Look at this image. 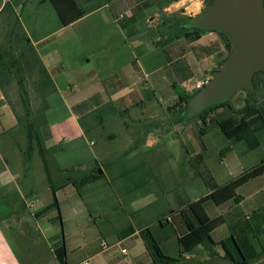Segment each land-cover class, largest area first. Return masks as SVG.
I'll use <instances>...</instances> for the list:
<instances>
[{"label": "crops", "instance_id": "1", "mask_svg": "<svg viewBox=\"0 0 264 264\" xmlns=\"http://www.w3.org/2000/svg\"><path fill=\"white\" fill-rule=\"evenodd\" d=\"M28 1L0 0V137L18 125L16 110L17 106L23 105V99L25 104L31 105V98L40 96L41 79L38 71L41 62L49 77L45 81L48 84L51 79L54 86L52 93L49 91L45 97L42 139L44 147L51 149L57 173L69 174L66 171L74 168V171H82L81 178L91 174L99 177L85 183L79 191L67 180L80 177L60 178L55 184L51 183L56 189L58 206L42 213V209L53 199L47 181L44 191L34 196L36 206L29 210L34 223L29 225L24 221L22 201L25 195L15 182L19 173L10 174L9 179L19 197V203L10 209V213L8 211L7 214L6 210L4 214L0 213V264H156L141 236L145 228L151 230L166 255L178 258V237L185 231L181 216L177 213L180 209H171L169 212L173 215L161 214L163 219L160 221L143 219L144 208L156 201L150 200V196L155 195L159 199L166 193L163 180L154 172V160H142L135 164L139 171L128 179L127 188H123V182L118 183L123 195L125 191L129 195L125 205L115 195L122 208H88L87 200L97 201L99 197L109 199L111 195L105 192L103 183L109 184L108 176L117 178L123 173L114 167L111 155L105 156V152L99 155L91 150L89 145L92 141H87L86 135L96 128L92 129V123L86 127L80 122H85L98 109H101L105 119L109 113L117 110L119 113L123 110L128 113L133 106H139L141 114L131 117V123L126 129L136 127L141 130L140 133L145 134L151 131L152 120L161 121L156 118L160 109H164L162 114L166 116L171 112L168 108L178 101L176 88L185 93H193L197 81L211 78L218 61L226 56L224 38L216 30H204L198 39L189 41L183 37L181 30L182 18L200 12L208 0H107L106 3L93 5L89 12L63 27L88 22L98 26L97 33L78 36L93 44L96 48L94 56L80 49L69 59L58 61V66L50 58V53L44 52L47 46L42 44L44 37H32L26 29L22 33L19 28L14 10L18 3L28 4ZM80 3L88 8L83 2ZM105 7L110 9L116 37L106 32V28L113 25L110 18L101 14L91 16L101 13ZM119 14L124 15L122 20L125 21V27L115 20ZM168 18L173 21L165 25ZM148 30H156L157 34L151 42L143 37L140 40L138 37L141 33ZM129 38L135 39V48L130 46ZM117 42L128 46V51L118 49L120 45ZM42 45L40 52L39 47ZM22 88L26 90L25 94ZM222 111L223 108H219L216 113ZM142 121L150 123L142 125ZM65 137L64 147L56 145L57 139ZM201 152H204L203 147ZM199 153L196 150L194 156L200 164ZM3 165L7 169L6 164ZM232 171L228 172L229 178L218 186L228 183L241 173L239 169L234 173ZM197 174H194L195 178ZM250 181L253 179L237 190L242 198L236 206L246 199L247 196L240 189ZM98 185H101L102 193L92 194L91 189ZM212 186H215L213 181ZM259 188L262 187L251 189L248 196L255 197L262 190ZM83 189H88V195L83 193ZM133 189L137 193L132 194ZM212 191L213 188L202 197ZM29 192L34 194V191ZM195 200L190 199L189 202ZM243 214L238 212L234 221L237 222ZM5 218L15 220L16 227L8 220L4 221ZM166 227L171 230L170 234L164 231ZM225 238L226 235L216 241ZM58 247L64 249L61 263L55 253ZM214 247L212 250L218 251ZM121 249H126V252L122 253ZM203 249V246H197L175 264H211L209 251ZM219 255L223 256L224 251Z\"/></svg>", "mask_w": 264, "mask_h": 264}, {"label": "rangeland", "instance_id": "2", "mask_svg": "<svg viewBox=\"0 0 264 264\" xmlns=\"http://www.w3.org/2000/svg\"><path fill=\"white\" fill-rule=\"evenodd\" d=\"M79 1L88 7L87 10H90L91 6L106 3L107 0ZM109 11L110 9L105 7L101 13H96V15L91 16L97 17L101 14L110 18L112 21V16ZM14 16L19 20L17 22L19 28L22 29V33L26 29L32 37H44L45 40L42 44L47 45L45 46L44 52L50 53V58L55 62V66H58V61H61L62 58L69 59L77 54L76 51L80 49L86 51L91 57L96 52V48L93 47L92 43L90 44L88 41H84V38L81 40L78 36L79 34L97 33L99 27H95L93 24H89V22L87 24L84 23L85 25L81 23L69 28L63 27L49 0H29L28 4L18 3L14 10ZM112 24L106 28V32L116 37L113 21ZM156 34V30H148L141 33V36L138 38L143 40L141 38L143 37L144 40H150L151 42V39ZM128 40L130 46H134L135 48V39L129 38ZM42 47L43 45L39 47L40 52L42 51ZM126 48L128 46H118V49L128 51ZM228 53L227 51L226 56ZM38 75L41 79L39 88L40 96L31 98V112L28 113V117L34 121V128L41 135L42 140L43 123L45 122V97L49 91L51 94L53 90L51 89L50 83H41L46 78L40 70L38 71ZM255 97L260 101L264 98V93L259 91ZM248 98L247 90L241 89L235 92L228 100L235 109H240ZM16 111L17 114L24 115L22 106H17ZM160 111L157 112L158 115L156 116L158 117L156 118L161 121L156 122L152 120L151 123L142 121V125L150 123V129L152 128L151 131L145 134L140 133L141 130L136 127V129L133 128L132 130L126 129L128 124L131 123L129 119L136 114H141L142 111L139 106H133L128 113L124 110L121 113L118 110L115 113H109L105 119L103 118L101 109H98L96 113H91L85 122H80L83 126L86 125V127H89L88 124L92 123V129L96 128L86 135L87 141H92L91 145H89L91 150L99 155L103 152L106 153L105 156L111 155L113 157L114 167L117 168V171L123 173L121 174L122 176H118L117 178H109L110 176H108L109 184L106 182L103 184L105 185V192H109L111 197L109 199L99 197L97 201L87 200L86 205L89 209L122 208L116 201L117 197L115 195H118L119 201L124 203V205L127 203L129 195L126 191L124 192L125 196L123 195L122 187L118 183L120 181L123 182V188H127L126 182L128 179L139 171V168H135V164L142 160H154L156 163L154 172L163 180L166 193L164 197H159V199L155 195L150 196V200L156 201L144 208L145 214L143 219L146 221H156V219H159L160 221L163 219L161 214L165 213L169 216L171 209L177 210L182 207L185 208L190 199L197 200L201 198L207 191L213 188L212 181L215 185H220L224 180L229 178L228 172L230 170L232 171L234 169L232 171L233 173L236 169H239L241 172L246 171L259 163L264 156V130H261L255 135L258 144L251 149L246 141L233 142L227 139L219 126L213 121L204 123L197 115L184 120L183 117L181 119V116H184V114H181L178 110L168 112L167 116L162 114V112H165L164 109H160ZM225 112L227 113V110ZM228 112L230 113V111ZM65 139L66 137L57 139L58 142H56V145L64 147ZM26 146V127L22 123L18 122L16 127L10 129L0 137V213L4 214L5 210L7 214L8 211L10 213V209H14L19 203V197L14 189L13 183L9 179L10 174H15L18 171L19 175L15 182L18 188L24 192L25 196L22 201L24 221L30 225L34 223V220L29 210L33 209V206H36L34 196L36 193L44 191L47 184V177L37 147H34L30 153V157H28ZM43 146H45L44 142ZM202 147L204 148V152H201ZM196 150L200 152V164L197 160L195 161L196 157L194 154ZM221 156L223 157L221 158ZM201 157H203V164H201ZM45 159L51 183L55 184L60 178L80 177L82 172L80 169H76V171L69 174H58L52 159L51 150L46 151ZM3 163L6 164L7 169H5ZM195 173H198L196 178ZM255 187H262L259 188L262 189L261 192L255 197L248 196L247 193ZM87 190L83 189L85 195L89 193ZM134 190H131L133 191L132 194L137 193V190ZM29 191H34V194H30ZM91 191L92 194L94 192L96 195H99L103 190L101 185H98L93 190L91 189ZM240 192L247 197L239 206H236L232 201L216 205L212 200H208L203 205L210 216L213 217L222 214L226 219V223L216 228L211 233V237L216 241L219 237L224 235L229 237V234L232 233L236 238L238 228L241 226L246 227L247 223L250 222L255 227L254 247L260 251L264 248V233L260 231L261 226L258 223V217H264V174L250 181L240 189ZM4 194L6 195L5 197ZM24 204L26 205L24 206ZM238 212H243L245 216L247 215V218H244L245 216L243 214L240 222H235L234 216ZM7 220L12 226L16 227L17 224H14L15 220L13 221L11 218L4 219V221ZM164 231L167 234L171 233L168 227ZM203 248L204 251L206 249L209 251V259L213 261L214 254L208 247L205 246ZM214 249L218 250L215 251L217 256L223 252L220 245L215 246ZM198 252H196L197 257H199ZM239 258L240 255L236 251L235 259L238 260ZM250 264H264V258L262 257L261 260L256 262L251 260Z\"/></svg>", "mask_w": 264, "mask_h": 264}, {"label": "trees", "instance_id": "3", "mask_svg": "<svg viewBox=\"0 0 264 264\" xmlns=\"http://www.w3.org/2000/svg\"><path fill=\"white\" fill-rule=\"evenodd\" d=\"M212 0H208L211 2ZM49 2L54 7L60 24L62 26H66L76 19L82 17L84 14L89 12L79 0H49ZM6 7H9V4H6ZM124 20V19H123ZM119 21L118 23L125 27V21ZM173 19L168 18L164 24L172 22ZM190 21V17L182 18V35L185 39L189 41H194L199 38L200 33L204 30L198 27H188L187 24ZM18 23V22H17ZM225 40V46L227 51H230V40L226 33L218 31ZM24 37V35H23ZM172 36H170V39ZM26 39V36L25 38ZM218 61L217 66L213 70L216 71L220 67V63L224 60ZM39 70L42 74L45 75V78H49L46 74L45 68L42 66L41 62L39 63ZM43 84L46 81L41 82ZM252 85L253 90L247 91L249 98L246 99L245 103L240 109H235L230 103L229 100L209 106L202 110L197 116H199L203 122L213 121L215 122L219 128L221 129L224 136L233 141H246L248 143L249 148H254L257 146L258 141L256 140V134L261 130H264V98L262 100H258L255 96L259 91L264 93V72H256L252 77ZM51 89L54 88L50 79ZM22 93L25 94L26 90L24 88L21 89ZM176 92L178 93V101L173 107L168 108L169 111L178 110L181 114L184 113L187 101L194 94L193 93H185L183 90L176 88ZM25 99H23V109L24 115L21 116L17 114V122L22 123L26 127V139L27 146L26 152L27 156L30 157V153L33 151L34 147H37L44 169L46 170L47 181L52 193V202L45 206L42 209V213L48 211L51 208H57V200L55 197L56 189L51 184V179L49 172L47 171V164L45 159V153L47 149L43 146V142L41 140V135L38 134L36 129L34 128V121L28 117V113L30 111V105L25 104ZM46 105L44 106L45 109ZM219 108H223V111L220 113H216V110ZM227 110V113L225 112ZM230 111V113L228 112ZM183 116H181L182 119ZM45 124V122L43 123ZM51 150V149H50ZM75 169L70 168L66 172H73ZM264 174V157L261 158L259 163L252 166L248 170L242 171L239 176L232 179L228 183L218 186L215 185L213 187V191L208 195L201 197L195 201L188 202L185 208H180L177 212L181 216L182 223L184 225L185 231L181 236L178 237V245H179V256L178 258H172L166 255L161 249L159 243L153 236L151 230L149 228H145L141 232V236L146 243V246L151 250L152 257L154 258V262L156 264H175L180 257L184 254L191 253L197 246L208 247L210 251L214 254V257L217 256L216 252L212 250V246L220 245L224 251L223 257L232 258L238 264H250L251 260L256 262L264 258V248L260 251L255 249L253 239L255 233V227L252 223L248 222L247 226H241L238 228V235L235 238L232 233L229 234V237L224 240L214 241L211 237V233L218 228L219 226L226 223L223 215H218L215 217H209L204 209V204L208 200H212L216 205H221L222 203L232 201V203L237 204L241 200V196L237 193V190L247 183L249 180L257 178L260 175ZM99 177L98 175L91 174L89 176L82 177L77 180L67 181L72 183L73 186L79 191V188L82 187L85 183L89 182L92 179ZM173 215L172 212L169 213ZM258 215V214H257ZM244 218H247L245 216ZM241 219L238 220L240 222ZM258 223L260 224V231L264 233V217H258ZM258 231V230H257ZM241 238V242H240ZM58 247L55 249L57 260L61 263L63 259L64 249ZM240 255V258L235 259V252ZM213 258V257H212ZM214 259V258H213Z\"/></svg>", "mask_w": 264, "mask_h": 264}, {"label": "water", "instance_id": "4", "mask_svg": "<svg viewBox=\"0 0 264 264\" xmlns=\"http://www.w3.org/2000/svg\"><path fill=\"white\" fill-rule=\"evenodd\" d=\"M187 26L226 33L230 51L209 82L187 101L184 120L227 101L238 90H253V75L264 72L263 0H212L190 17ZM211 264L238 263L218 255Z\"/></svg>", "mask_w": 264, "mask_h": 264}, {"label": "built area", "instance_id": "5", "mask_svg": "<svg viewBox=\"0 0 264 264\" xmlns=\"http://www.w3.org/2000/svg\"><path fill=\"white\" fill-rule=\"evenodd\" d=\"M124 18V15L123 14H119L117 17H115V20L117 22L121 21L122 19ZM209 79L208 77H205L199 81H197L194 85L196 91L199 90L200 88H202L204 85H206L208 82H209ZM121 252L122 253H125L126 252V249H121Z\"/></svg>", "mask_w": 264, "mask_h": 264}, {"label": "flooded vegetation", "instance_id": "6", "mask_svg": "<svg viewBox=\"0 0 264 264\" xmlns=\"http://www.w3.org/2000/svg\"><path fill=\"white\" fill-rule=\"evenodd\" d=\"M263 5H264V0H263ZM208 122H211V121H208Z\"/></svg>", "mask_w": 264, "mask_h": 264}]
</instances>
